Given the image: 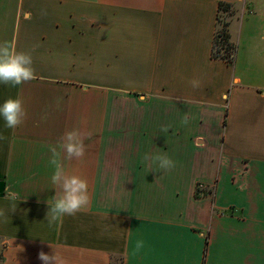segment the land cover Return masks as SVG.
Returning <instances> with one entry per match:
<instances>
[{
  "label": "crops",
  "instance_id": "crops-1",
  "mask_svg": "<svg viewBox=\"0 0 264 264\" xmlns=\"http://www.w3.org/2000/svg\"><path fill=\"white\" fill-rule=\"evenodd\" d=\"M220 2L241 11L233 63L212 58ZM3 41L37 78L0 84L27 111L0 118V264H264V0H0ZM72 129L90 202L50 223V146Z\"/></svg>",
  "mask_w": 264,
  "mask_h": 264
},
{
  "label": "clouds",
  "instance_id": "clouds-1",
  "mask_svg": "<svg viewBox=\"0 0 264 264\" xmlns=\"http://www.w3.org/2000/svg\"><path fill=\"white\" fill-rule=\"evenodd\" d=\"M42 15H46V12H42ZM36 78L31 54L18 51L14 41L0 42V84L16 87ZM190 84L193 88L200 86V82L196 79L190 81ZM0 118L4 120L5 127L9 129L21 126L27 118L22 98L9 97L0 103ZM188 122V116L185 115L182 123L186 125ZM163 131H167V129L165 128ZM84 142L85 139L79 129H72L62 135L61 143L58 146H50L49 163L54 168L50 179L56 190L51 203L49 204L47 201L49 211L46 218L50 223L62 219L65 215L73 216L87 210L90 202L87 179L80 175L69 174L65 171L63 163L64 160H81L85 156L87 148ZM58 148L62 149L63 156ZM144 159L164 171H170L175 167V161L166 153H146ZM6 192L8 196L15 198V193L11 188L6 189ZM143 246V241L137 240L135 250L139 251ZM38 258L43 261V264H64L55 249H53L52 255L41 251Z\"/></svg>",
  "mask_w": 264,
  "mask_h": 264
},
{
  "label": "trees",
  "instance_id": "trees-1",
  "mask_svg": "<svg viewBox=\"0 0 264 264\" xmlns=\"http://www.w3.org/2000/svg\"><path fill=\"white\" fill-rule=\"evenodd\" d=\"M237 12V4L220 2L212 47L213 59L234 62L237 47L232 37L231 26Z\"/></svg>",
  "mask_w": 264,
  "mask_h": 264
},
{
  "label": "built area",
  "instance_id": "built-area-1",
  "mask_svg": "<svg viewBox=\"0 0 264 264\" xmlns=\"http://www.w3.org/2000/svg\"><path fill=\"white\" fill-rule=\"evenodd\" d=\"M203 187H204L203 184H198V185H197V190H201Z\"/></svg>",
  "mask_w": 264,
  "mask_h": 264
},
{
  "label": "rangeland",
  "instance_id": "rangeland-1",
  "mask_svg": "<svg viewBox=\"0 0 264 264\" xmlns=\"http://www.w3.org/2000/svg\"><path fill=\"white\" fill-rule=\"evenodd\" d=\"M240 12H241V11H240V7H238V12L236 13L234 19L237 17V15H238ZM202 189H203V188H202ZM199 191H200V190H199Z\"/></svg>",
  "mask_w": 264,
  "mask_h": 264
}]
</instances>
